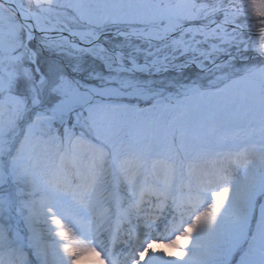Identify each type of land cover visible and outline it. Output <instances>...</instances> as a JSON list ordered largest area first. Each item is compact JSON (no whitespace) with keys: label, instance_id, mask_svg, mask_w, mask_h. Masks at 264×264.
Returning a JSON list of instances; mask_svg holds the SVG:
<instances>
[{"label":"snow or ice","instance_id":"snow-or-ice-1","mask_svg":"<svg viewBox=\"0 0 264 264\" xmlns=\"http://www.w3.org/2000/svg\"><path fill=\"white\" fill-rule=\"evenodd\" d=\"M0 264H264V0H0Z\"/></svg>","mask_w":264,"mask_h":264}]
</instances>
